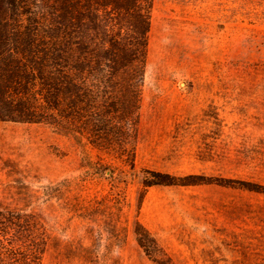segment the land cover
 <instances>
[{
  "label": "rangeland",
  "instance_id": "374dc122",
  "mask_svg": "<svg viewBox=\"0 0 264 264\" xmlns=\"http://www.w3.org/2000/svg\"><path fill=\"white\" fill-rule=\"evenodd\" d=\"M147 38L132 175L49 124L0 120V214L23 226L2 241L41 248L31 264H156L141 222L174 264H264V193L228 185L264 186V0H153ZM146 169L209 183L146 187Z\"/></svg>",
  "mask_w": 264,
  "mask_h": 264
},
{
  "label": "trees",
  "instance_id": "16d2710c",
  "mask_svg": "<svg viewBox=\"0 0 264 264\" xmlns=\"http://www.w3.org/2000/svg\"><path fill=\"white\" fill-rule=\"evenodd\" d=\"M152 3L0 0V120L49 124L82 146L120 159L129 168L122 175H132ZM95 167L108 170L111 164L97 162ZM144 173L146 187L209 183L198 175ZM228 181L264 193L258 183ZM0 216L5 235L23 227L14 215ZM135 235L156 264H174L141 222ZM1 237L0 232V258L23 251L24 263L31 264L43 254L41 248L6 247Z\"/></svg>",
  "mask_w": 264,
  "mask_h": 264
}]
</instances>
